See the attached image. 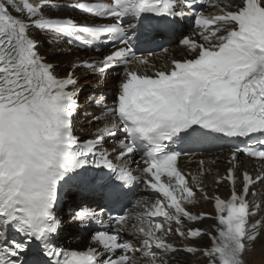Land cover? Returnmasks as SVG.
I'll return each instance as SVG.
<instances>
[{"label": "snow or ice", "instance_id": "snow-or-ice-1", "mask_svg": "<svg viewBox=\"0 0 264 264\" xmlns=\"http://www.w3.org/2000/svg\"><path fill=\"white\" fill-rule=\"evenodd\" d=\"M61 6V0H0V264H172L169 253L181 250L200 253L206 264H246L245 253L264 239V209L249 199L252 186L264 184V167L255 176L238 175L240 154L264 165V0L69 5L102 21L91 24L49 14ZM206 6L215 11L206 13ZM189 14L194 30L184 35L179 26ZM169 30L181 36L190 58L158 70L137 53ZM34 31L47 34L52 45L68 39L90 46L107 38L112 48L98 61L74 63L61 77L40 53ZM117 65L122 78L114 101L95 118L102 126L82 140L74 132L80 108L75 69L105 73ZM106 138L118 140L114 159ZM220 138L245 142L234 147L231 167L217 179L231 184L227 200L205 190L202 177L212 170L205 160L197 161L195 174L181 166L182 158L196 156L182 145ZM137 154L140 161L133 159ZM73 184L101 190L105 201L99 211L80 205L70 217L85 228L100 225L88 229L84 249L58 243L62 193ZM141 186L150 195L141 194ZM198 193L214 200V217L188 209L199 202ZM205 218L217 223L211 229L186 224ZM172 235L207 236L211 243L178 249Z\"/></svg>", "mask_w": 264, "mask_h": 264}, {"label": "bare ground", "instance_id": "bare-ground-1", "mask_svg": "<svg viewBox=\"0 0 264 264\" xmlns=\"http://www.w3.org/2000/svg\"><path fill=\"white\" fill-rule=\"evenodd\" d=\"M61 1H66V0H61ZM49 14H51V9L48 10ZM58 14L60 15H70V13L63 9V10H58ZM73 15H76L73 13ZM33 35L37 36L39 39L43 40V45L40 46V50L43 52V54L47 55V60L50 62H56L59 66L56 67L55 71L56 73L63 74L62 71V65L66 63H75L80 59V57L85 54L82 51L76 50L75 48L67 45L64 42L59 41L58 43L52 45L49 44V39L50 37L38 31H34ZM174 50V48H171ZM183 51V48H180ZM75 72L77 75H79L80 82L78 84L79 87H90V93L93 94L94 97L100 98L103 97V102L100 104H97L94 100V102H89L87 101L88 99L83 95L81 101L83 104V110L86 111V113L94 112L95 114L93 116L89 117H81L78 121L79 123V129L84 128L85 132H95V130L102 126L101 123L96 120V117H101L103 113H101L104 109L105 106L108 103H112V88L115 87L120 82V76L114 75L112 73H109L108 75H103V74H93V76L88 77V72H86L83 69L77 68L75 69ZM98 73V72H96ZM87 94V95H89ZM91 105V107H90ZM92 108V109H90ZM218 159L221 160V156L218 157ZM206 164L208 165L207 161H205ZM195 166V165H193ZM219 167H223V163L218 164ZM213 168L214 166L211 165ZM199 171V170H198ZM197 171V172H198ZM216 173H213L212 175H205L203 177L204 184H208V188L211 190L213 189L214 185L217 184L215 182V177ZM218 177L220 175H217ZM224 183L221 182L219 183V187H222V184ZM197 198L199 202L195 205H188V209L193 212V213H200L202 211H207V210H212L211 207V202L210 200H204L200 195H197ZM250 199L253 200L254 203H259L261 205V208L264 209V184H260L258 194L253 198L250 196ZM261 214H264L262 212ZM255 219V218H254ZM68 221L70 222L71 225L77 226L76 223L72 222L70 217H68ZM193 225H208L210 226L211 223L209 220H202L198 222H188ZM170 242H173L178 249H183L186 248L187 246H208L211 241L209 237L204 236L198 240H193V239H183L177 235H172L169 238ZM172 255V264H206L205 258L200 254H190L187 253L186 251H178L176 253H169ZM246 264H264V239H258L255 242V245L245 253L244 256Z\"/></svg>", "mask_w": 264, "mask_h": 264}, {"label": "rangeland", "instance_id": "rangeland-1", "mask_svg": "<svg viewBox=\"0 0 264 264\" xmlns=\"http://www.w3.org/2000/svg\"><path fill=\"white\" fill-rule=\"evenodd\" d=\"M90 89H88V91H89ZM87 91V90H86ZM87 93V92H86Z\"/></svg>", "mask_w": 264, "mask_h": 264}]
</instances>
